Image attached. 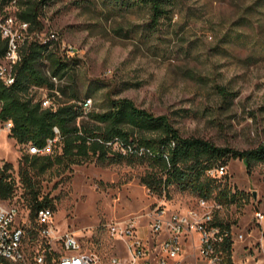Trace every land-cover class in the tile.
I'll return each instance as SVG.
<instances>
[{"label":"rangeland","instance_id":"obj_1","mask_svg":"<svg viewBox=\"0 0 264 264\" xmlns=\"http://www.w3.org/2000/svg\"><path fill=\"white\" fill-rule=\"evenodd\" d=\"M39 20L43 34H58L52 59H44L41 69L50 78L56 59L68 68L53 90L34 93L36 99L49 97L58 105L92 100L87 114L105 113L110 100L127 99L166 116L184 138L240 152L264 144V0H177L155 30L146 9L122 10L109 0H52ZM88 122L84 116L78 124ZM59 140L54 155L61 152ZM30 148L0 125V170L12 167L15 193L8 203L20 221L30 215L32 195L19 177ZM226 167L232 191L243 194L216 213L231 227L232 264H264V219L258 217L264 216V164L248 171L242 160L231 159ZM144 170L93 161L66 171L55 166L38 177L40 199L53 205L55 233H72L85 250L108 259L123 255L110 224L131 220L146 239L157 209L172 215L197 206L199 198L188 192L173 190L170 200L150 193L140 183ZM33 224L30 219L27 227ZM198 255V264H209Z\"/></svg>","mask_w":264,"mask_h":264},{"label":"trees","instance_id":"obj_2","mask_svg":"<svg viewBox=\"0 0 264 264\" xmlns=\"http://www.w3.org/2000/svg\"><path fill=\"white\" fill-rule=\"evenodd\" d=\"M52 0H19L18 16L31 24L32 30L43 27L39 20L40 10ZM120 9H146L150 25L155 30L162 19L169 16L177 0H109ZM6 50V42L0 36V57ZM50 44L31 42L21 53L14 67L15 83L7 86L0 79V125L12 123L10 137L19 145L44 149L49 140H54L59 131L58 154H31L21 158L19 177L30 190V219L34 223L37 212L42 208H53L48 197L40 199L36 179L55 166L69 170L95 161L101 166L126 164L141 166L144 173L140 183L150 193L172 199V191L188 192L199 199L214 200L231 205L243 199V194L232 191L227 175L216 179L208 175L211 169L226 167L231 159H240L248 171L257 164H264V144L250 151H236L218 147L196 138H184L166 116H154L141 110L127 99L110 100L111 106L105 113H88L83 103L57 104V108H43L36 99L34 89L53 90L51 78L63 74L68 65L52 60L53 72L48 78L42 61L52 59ZM223 91V90H222ZM84 116L88 123L78 124ZM11 165L0 170V200L8 202L15 193V183L8 174ZM214 225L222 229L224 240L216 247L223 264H232L231 227L218 215ZM32 231V229H29ZM34 236L32 233L30 234Z\"/></svg>","mask_w":264,"mask_h":264},{"label":"built area","instance_id":"obj_3","mask_svg":"<svg viewBox=\"0 0 264 264\" xmlns=\"http://www.w3.org/2000/svg\"><path fill=\"white\" fill-rule=\"evenodd\" d=\"M19 0H0V36L6 42V50L0 57V79L13 85L16 77L14 67L20 60L22 49L31 42L50 44L58 41L57 33L43 34L32 30L31 24L19 18ZM75 51L67 49L68 57ZM57 83V78H51ZM46 89H34L45 91ZM54 94L60 96L57 91ZM43 108H57V103L45 97L41 99ZM92 100L83 103L85 112L91 108ZM8 132L12 123L5 124ZM49 140L42 150L31 147V154L51 153L59 140ZM212 178L220 179L227 175V167L208 171ZM222 205L214 200L199 199L195 208L184 213L170 215L157 209L152 215L150 236L139 235L133 221L112 223L108 226L110 237L121 242L123 255L101 259L96 253L84 249L81 241L72 233L57 235L53 224L54 212L50 208L40 209L32 226L19 220V210L8 202L0 200V264H198L200 257L209 264H223L216 247L224 240L222 229L214 225L216 213ZM261 219L264 216L258 215ZM32 229V231H29ZM33 234L34 236L30 235ZM196 236L200 245L197 246ZM185 245L192 246L193 254L183 257Z\"/></svg>","mask_w":264,"mask_h":264},{"label":"crops","instance_id":"obj_4","mask_svg":"<svg viewBox=\"0 0 264 264\" xmlns=\"http://www.w3.org/2000/svg\"><path fill=\"white\" fill-rule=\"evenodd\" d=\"M198 236H196V238H197ZM189 245H185V247H184V252H183V257H186L187 259H189L190 258V255H191V253L189 252V250H188V247Z\"/></svg>","mask_w":264,"mask_h":264}]
</instances>
